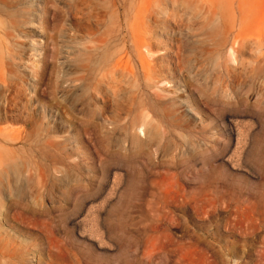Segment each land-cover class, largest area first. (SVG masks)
<instances>
[{
  "label": "rangeland",
  "instance_id": "374dc122",
  "mask_svg": "<svg viewBox=\"0 0 264 264\" xmlns=\"http://www.w3.org/2000/svg\"><path fill=\"white\" fill-rule=\"evenodd\" d=\"M0 264H264V0H0Z\"/></svg>",
  "mask_w": 264,
  "mask_h": 264
},
{
  "label": "bare ground",
  "instance_id": "6f19581e",
  "mask_svg": "<svg viewBox=\"0 0 264 264\" xmlns=\"http://www.w3.org/2000/svg\"><path fill=\"white\" fill-rule=\"evenodd\" d=\"M50 1V0H49ZM48 5V4H47ZM16 19V18H15ZM46 39V38H45ZM49 39V38H48ZM52 39V38H51ZM152 89V88H151ZM150 103V102H149ZM146 106V105H145ZM71 111H73V110H71ZM76 112V111H75ZM54 114V113H53ZM67 114V113H66ZM72 114V113H71ZM59 115V114H58ZM63 116V115H62ZM55 120V119H54ZM64 121V120H63ZM56 124H58V123H56ZM24 151V150H23ZM42 167V166H41Z\"/></svg>",
  "mask_w": 264,
  "mask_h": 264
}]
</instances>
